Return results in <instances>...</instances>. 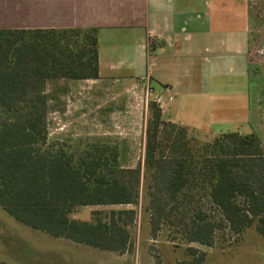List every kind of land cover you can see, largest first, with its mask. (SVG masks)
Here are the masks:
<instances>
[{"label":"trees","instance_id":"trees-1","mask_svg":"<svg viewBox=\"0 0 264 264\" xmlns=\"http://www.w3.org/2000/svg\"><path fill=\"white\" fill-rule=\"evenodd\" d=\"M98 47L96 28H0V206L52 237L125 253L135 233V207L94 210L89 220L73 217L76 209L136 206L143 177L153 184L147 193L155 233L165 208L207 175V195L223 218L198 211L186 223L188 240L212 246L217 230L239 234L255 222L264 237V143L256 133L203 141L150 101L144 171L141 164L123 166L116 146L65 151L48 144L50 103L57 98L48 83L100 78ZM204 260L201 252L194 264Z\"/></svg>","mask_w":264,"mask_h":264},{"label":"rangeland","instance_id":"rangeland-1","mask_svg":"<svg viewBox=\"0 0 264 264\" xmlns=\"http://www.w3.org/2000/svg\"><path fill=\"white\" fill-rule=\"evenodd\" d=\"M242 3L243 0L237 1L238 11ZM249 9L257 33L249 87H223L202 103L175 93L174 89V97L167 96L166 88L153 83L148 75L118 80L104 72L98 80L50 81L47 88L56 92L57 98L50 103L48 144L65 151L89 145L116 146L123 166L141 164L144 171L150 101L160 105L165 119L195 131L200 140L239 132L256 133L264 143V0H250ZM22 14L21 0H0V28L26 26L29 22L23 20ZM219 79H214L213 85ZM161 89L166 94H161ZM215 100L223 103L216 104ZM151 185H146L142 177L136 206H82L73 213L75 218L89 220L94 210L135 207V233L125 253L52 237L20 223L0 206V264H194L201 252L205 253L202 264H264V237L257 231L256 222L239 234L228 227L217 230L212 246L188 240L186 223L198 211L212 220L223 218L207 195V175L192 184L194 191H182L178 203L165 208L155 233L147 193ZM165 201L164 198L163 204Z\"/></svg>","mask_w":264,"mask_h":264},{"label":"crops","instance_id":"crops-1","mask_svg":"<svg viewBox=\"0 0 264 264\" xmlns=\"http://www.w3.org/2000/svg\"><path fill=\"white\" fill-rule=\"evenodd\" d=\"M237 1L21 0L29 22L22 27L96 28L100 78L148 75L166 88L161 94L174 97V89L204 103L223 87L252 82L257 33L250 0L239 11Z\"/></svg>","mask_w":264,"mask_h":264}]
</instances>
